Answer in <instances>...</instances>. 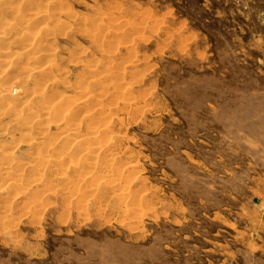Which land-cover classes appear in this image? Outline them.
I'll return each mask as SVG.
<instances>
[{
  "label": "rangeland",
  "instance_id": "1",
  "mask_svg": "<svg viewBox=\"0 0 264 264\" xmlns=\"http://www.w3.org/2000/svg\"><path fill=\"white\" fill-rule=\"evenodd\" d=\"M9 24L0 264H264V0H0Z\"/></svg>",
  "mask_w": 264,
  "mask_h": 264
},
{
  "label": "bare ground",
  "instance_id": "2",
  "mask_svg": "<svg viewBox=\"0 0 264 264\" xmlns=\"http://www.w3.org/2000/svg\"><path fill=\"white\" fill-rule=\"evenodd\" d=\"M30 5V4H29ZM32 6V5H31ZM41 11H43V10H41ZM42 13V12H41ZM36 15V14H35ZM68 16V15H67ZM34 20H36V19H34ZM43 20L41 19V18H38L37 17V21H35V23H39V24H42L41 22H42ZM94 24V23H93ZM6 26V25H5ZM8 28H4L2 31H0V33H4V31H6V30H8V29H11L12 31H15L16 33H19V32H21L23 29H22V26H18L17 25V27L15 26V24H9V26H7ZM118 27H120V26H118ZM136 30V29H135ZM9 31V30H8ZM24 31V30H23ZM90 31V30H89ZM50 32V31H49ZM8 33V32H7ZM51 33V32H50ZM0 35H2V34H0ZM6 35V34H5ZM33 37V36H32ZM31 38V37H30ZM35 39H37V38H32L31 40L29 39V41H23V46L25 47V48H27V47H30V46H33V47H35L34 45H37L38 44V42L39 41H37V40H35ZM28 40V39H27ZM41 42V41H40ZM38 48H39V46H37ZM36 47V48H37ZM23 48V47H22ZM37 50V49H36ZM39 51H37V53H38ZM34 54L33 55V57H32V59L33 60H37L38 62H40V64L42 65V64H45L44 63V57L42 56V54L40 55V54ZM32 55V54H31ZM47 56V55H46ZM6 64H8L7 62H6ZM5 64V65H6ZM40 65V70H43L44 69V67L45 66H41ZM94 67V66H93ZM39 70V72H44V71H40ZM91 70L92 69H90L89 67L87 68V71H89V72H91ZM92 72H94V71H92ZM45 74H47V73H45ZM90 76V75H89ZM8 79V78H7ZM14 79V78H13ZM40 85V84H39ZM38 85V86H39ZM41 86V85H40ZM37 88V87H36ZM81 88V87H80ZM1 90V89H0ZM37 90V89H36ZM38 91V90H37ZM41 92V91H40ZM2 92H0V98H1V96H3L2 94H1ZM5 93V92H4ZM5 96V95H4ZM4 98V97H3ZM2 99V98H1ZM1 99H0V101H1ZM126 99V98H125ZM3 100V99H2ZM58 100V99H57ZM78 101V100H77ZM50 103V102H49ZM49 103H48V105H49ZM63 103V102H62ZM59 104V103H58ZM44 105V107L45 108H47V106H45V104H43ZM62 105V104H61ZM14 106V105H13ZM51 106V105H50ZM50 106H48V107H50ZM64 106V105H63ZM70 106V105H69ZM26 107H28V106H26ZM52 107H54L53 109H55V110H53L52 109V111H56L55 113H56V115H54V117L55 116H57L61 111H60V107L57 105V104H55V103H53L52 102ZM62 107V106H61ZM63 108V107H62ZM67 108V107H66ZM43 109V108H42ZM63 109H65V107L63 108ZM19 110V109H18ZM27 111V110H26ZM44 111V110H43ZM63 111V110H62ZM73 112V111H72ZM24 113V112H23ZM43 113V112H42ZM62 113V112H61ZM60 113V114H61ZM19 114V113H18ZM73 114V113H72ZM76 115V114H75ZM59 116V115H58ZM79 116V115H78ZM16 117H17V115H16ZM20 117V116H19ZM29 117H30V115H29ZM29 117H24V119H23V122H27L28 121V119H29ZM36 117V116H35ZM70 117V116H69ZM48 118V117H47ZM61 118H62V115H61ZM75 118V117H74ZM78 118V117H77ZM76 118V119H77ZM68 119V118H67ZM41 120V119H40ZM40 120H38L37 119V121H38V123L40 122ZM56 120V119H55ZM60 120V119H59ZM108 120V119H107ZM30 121V120H29ZM27 122V123H25V124H28V123H30V122ZM66 121V120H65ZM60 122V121H59ZM64 122V121H63ZM37 123V124H38ZM41 123V122H40ZM70 123V122H69ZM56 124V123H55ZM64 124V123H63ZM30 125V124H29ZM40 125V124H39ZM75 125V124H74ZM20 126V125H19ZM43 126V125H42ZM28 127V126H27ZM24 129V128H23ZM75 129V128H74ZM94 129V128H93ZM92 130V129H91ZM93 131V130H92ZM87 134V133H86ZM85 133H84V135L86 136V138L85 139H83V140H80L79 142H78V146H80V149L78 150V149H76V152H85V156L87 155V156H89L91 153L92 154H94V151H95V148L96 147H94V143H95V140H94V135H92L91 136V134H89L90 136L87 138V135H86ZM65 137H67L66 135H65ZM66 140V139H65ZM76 143V142H75ZM84 143H86L85 145L86 146H83V144ZM67 145H69V144H67ZM67 145H65L64 144V146H66L67 147ZM78 146H76V147H78ZM104 146V145H103ZM79 148V147H78ZM97 149V148H96ZM78 150V151H77ZM66 151V150H65ZM78 154V153H77ZM89 154V155H88ZM62 157V156H61ZM91 156H89V158H90ZM56 158H57V156H56ZM92 158V157H91ZM58 159V158H57ZM94 159V158H93ZM113 159V158H112ZM8 161H10V160H8ZM43 161V160H42ZM42 161H40V162H42ZM7 163V160L6 161H4V163ZM88 163V162H87ZM8 164H9V162H8ZM37 164V163H36ZM32 166V165H31ZM20 175V174H19ZM11 181V180H10Z\"/></svg>",
  "mask_w": 264,
  "mask_h": 264
}]
</instances>
